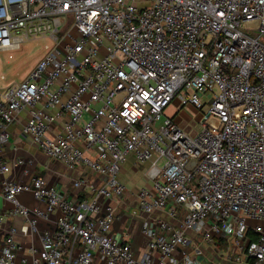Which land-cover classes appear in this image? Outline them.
Here are the masks:
<instances>
[{"label": "built area", "instance_id": "obj_1", "mask_svg": "<svg viewBox=\"0 0 264 264\" xmlns=\"http://www.w3.org/2000/svg\"><path fill=\"white\" fill-rule=\"evenodd\" d=\"M38 39L50 48L0 89V264H198L196 239L264 264V0H0V50ZM172 103L202 112L196 133L166 113ZM23 113L39 151L84 170L73 198L40 174L8 178L24 161L1 153ZM130 158L148 181L131 212L140 258L111 231ZM17 233L38 235L29 260Z\"/></svg>", "mask_w": 264, "mask_h": 264}, {"label": "crops", "instance_id": "obj_2", "mask_svg": "<svg viewBox=\"0 0 264 264\" xmlns=\"http://www.w3.org/2000/svg\"><path fill=\"white\" fill-rule=\"evenodd\" d=\"M38 61V60H37ZM176 116H178L176 114ZM26 115L23 113L20 116V121L12 124L9 127L10 138L9 142L4 146L1 153L2 158L7 161H12L14 158L23 159L24 163L19 166H14L11 172L8 174V178L14 179L17 182H28L31 176L35 174L42 175L46 181L57 186L68 198H73L76 194V190L72 187V181L74 177L82 175L84 170H70L66 168L62 163L47 158L41 151H39L32 143L28 136H24L20 132L21 124L24 122ZM177 123L184 125V122L179 117H174ZM61 121L54 124V131L60 128ZM37 155L43 158L42 162L38 161ZM132 158L122 164L119 178L126 185L127 191L120 196L119 199L113 198L109 200V204L115 208V219L112 223V234L117 239H124L130 243L133 254L136 258H140L141 254L146 250V240L141 233V216H132L131 213L135 209L136 204V191L142 186H147L148 181L144 174L143 166H135L132 164ZM35 169H38L34 172ZM143 171V172H142ZM94 179L93 176L89 177ZM146 179V184L141 185V181ZM20 200L23 204L28 206H40L42 204L36 202L28 194H22ZM9 208V203L0 198V214L5 213ZM58 216L55 212L50 215L48 222H39L41 229H51L54 227V220ZM23 223L20 217H8L3 223V230H6L9 226L14 225L19 227ZM38 235L30 234L23 236L20 233L15 235V239L22 244L24 250L23 255L29 260L31 253L28 251L29 247H38ZM129 236V237H128ZM197 244L202 248L203 254L196 256L198 264H236L234 262L226 261L224 259L226 243L224 241L218 242V248L215 252L206 247L199 239H196ZM240 264H250L249 261H244Z\"/></svg>", "mask_w": 264, "mask_h": 264}, {"label": "rangeland", "instance_id": "obj_3", "mask_svg": "<svg viewBox=\"0 0 264 264\" xmlns=\"http://www.w3.org/2000/svg\"><path fill=\"white\" fill-rule=\"evenodd\" d=\"M50 46L51 42L48 39H38L23 41L17 49L0 50V89L24 79ZM173 106H175V103H172L171 108L166 109V113L179 117L184 122V127L189 131L188 133H196L197 121L202 112L191 105H186L177 112L178 116H176ZM202 111H205V107ZM37 157L39 162L43 161L40 155H37ZM37 170L35 169L34 172ZM146 182L144 178L141 185L146 184Z\"/></svg>", "mask_w": 264, "mask_h": 264}]
</instances>
